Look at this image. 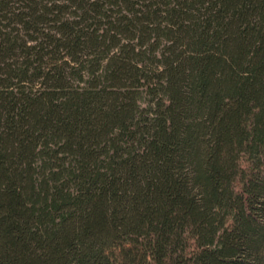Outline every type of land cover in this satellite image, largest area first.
Returning <instances> with one entry per match:
<instances>
[{
    "label": "trees",
    "instance_id": "obj_1",
    "mask_svg": "<svg viewBox=\"0 0 264 264\" xmlns=\"http://www.w3.org/2000/svg\"><path fill=\"white\" fill-rule=\"evenodd\" d=\"M0 264H264V0H0Z\"/></svg>",
    "mask_w": 264,
    "mask_h": 264
}]
</instances>
